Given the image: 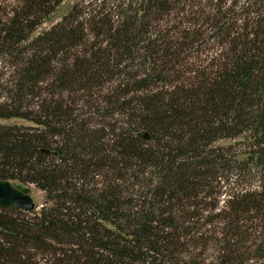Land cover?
<instances>
[{"label":"trees","instance_id":"obj_1","mask_svg":"<svg viewBox=\"0 0 264 264\" xmlns=\"http://www.w3.org/2000/svg\"><path fill=\"white\" fill-rule=\"evenodd\" d=\"M64 1L0 0V264H264V0Z\"/></svg>","mask_w":264,"mask_h":264},{"label":"water","instance_id":"obj_2","mask_svg":"<svg viewBox=\"0 0 264 264\" xmlns=\"http://www.w3.org/2000/svg\"><path fill=\"white\" fill-rule=\"evenodd\" d=\"M140 137L149 139L147 132L139 134ZM33 183L0 179V207L16 206L26 211H33L37 205L32 196Z\"/></svg>","mask_w":264,"mask_h":264},{"label":"rangeland","instance_id":"obj_3","mask_svg":"<svg viewBox=\"0 0 264 264\" xmlns=\"http://www.w3.org/2000/svg\"><path fill=\"white\" fill-rule=\"evenodd\" d=\"M86 0H65L60 11L58 12V14L56 15L55 19L53 20V22H57L59 20H61L62 16L70 9V7L76 3V2H84ZM53 22H49L48 24H46L44 27H48L50 26ZM0 124H4V125H9V124H18V125H28L29 122L27 121H23V120H19V119H1L0 118ZM32 196L34 198V201L37 205V208H39L43 201H44V197H45V193L43 190L39 189L35 184L32 185ZM36 208V209H37Z\"/></svg>","mask_w":264,"mask_h":264}]
</instances>
